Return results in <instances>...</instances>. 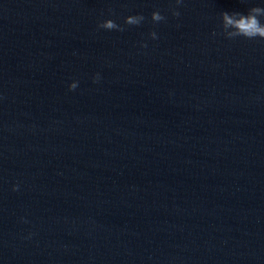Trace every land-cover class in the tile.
<instances>
[{
  "label": "clouds",
  "instance_id": "clouds-1",
  "mask_svg": "<svg viewBox=\"0 0 264 264\" xmlns=\"http://www.w3.org/2000/svg\"><path fill=\"white\" fill-rule=\"evenodd\" d=\"M177 5L182 3V0H175ZM172 15L178 17L180 15L179 11L172 10ZM261 17H264V7L255 6L248 9L247 14L233 11H224L221 13V27L223 29V34L229 38L234 39L237 37H244L246 39H255L257 37L264 39V23L261 22ZM145 17L143 15H130L125 18V24L138 26L144 21ZM151 19L153 22H160L166 19L160 11H153L151 14ZM99 28L105 30H120L123 28L118 25L112 19H107L98 25ZM153 39H156V33H150ZM146 47V45H144ZM99 76L96 77L98 81ZM95 82V81H94ZM70 90H74L77 84L73 82L70 86Z\"/></svg>",
  "mask_w": 264,
  "mask_h": 264
}]
</instances>
